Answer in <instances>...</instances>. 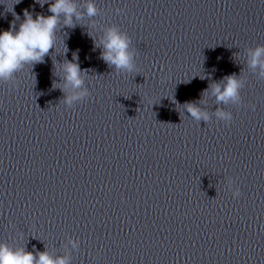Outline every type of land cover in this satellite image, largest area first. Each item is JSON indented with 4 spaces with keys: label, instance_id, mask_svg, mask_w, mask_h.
I'll return each instance as SVG.
<instances>
[{
    "label": "clouds",
    "instance_id": "clouds-1",
    "mask_svg": "<svg viewBox=\"0 0 264 264\" xmlns=\"http://www.w3.org/2000/svg\"><path fill=\"white\" fill-rule=\"evenodd\" d=\"M37 2L43 6L46 0H37ZM86 11L88 16H94L97 9L93 3L89 2ZM49 12L51 13L49 16L37 15L34 19L29 12L25 11L24 20L19 24L18 30L13 24L9 30L0 32V80L10 81L14 74L25 65L43 62L44 57L54 47L56 30L61 16L64 17L65 26L68 27L74 26L73 16H76L77 19L80 18L73 0H53L49 4ZM102 43L104 48L101 54L102 59L109 66L129 73L135 70L133 54L129 51L130 40L126 34L121 33L116 27L109 28ZM75 60L74 56L73 61H68L63 65L65 85L61 90L64 91L69 86L73 89H82L72 95H65L64 102L69 106L74 101L89 95L88 91L82 88L81 69L79 64L74 62ZM248 62L250 67L259 68L261 75L264 76V45H258L249 51ZM224 81L223 85L216 83L211 86L217 103L239 102L243 82L235 74L225 77ZM251 107L253 110L255 109V105ZM185 108L196 121L207 122L209 120L207 111L201 110L194 103H187ZM215 115L227 124H230L233 119L232 114L223 109H218ZM240 195L239 187L235 188L232 192L233 198ZM73 246H76L75 242H73ZM0 264H68V261L65 258L54 259L47 251L34 254L25 251L24 248L12 249L7 244H0Z\"/></svg>",
    "mask_w": 264,
    "mask_h": 264
}]
</instances>
